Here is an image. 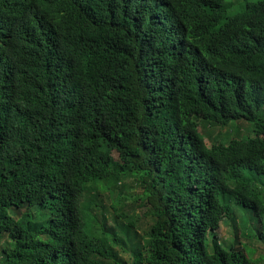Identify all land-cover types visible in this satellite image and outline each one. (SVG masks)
Instances as JSON below:
<instances>
[{
	"label": "trees",
	"instance_id": "obj_1",
	"mask_svg": "<svg viewBox=\"0 0 264 264\" xmlns=\"http://www.w3.org/2000/svg\"><path fill=\"white\" fill-rule=\"evenodd\" d=\"M3 237L0 264L260 260L264 0H0Z\"/></svg>",
	"mask_w": 264,
	"mask_h": 264
},
{
	"label": "rangeland",
	"instance_id": "obj_2",
	"mask_svg": "<svg viewBox=\"0 0 264 264\" xmlns=\"http://www.w3.org/2000/svg\"><path fill=\"white\" fill-rule=\"evenodd\" d=\"M237 10H239V9H237L234 6H232L231 8H229L227 10V14H231V13L237 11ZM241 125L244 126L245 124L241 123ZM206 141H207L206 143L209 145L210 141L207 138H206ZM97 185H98L99 189H102V190L104 189L100 184H97ZM123 191H124L123 195L125 197V200H124L125 208L131 207L130 208L131 210L128 211V212L131 214V216L138 217V215H140L141 213H143L145 211V208L142 205H140V200H138V198H136V197H138V195H140V193H139L140 192V188L138 186H136L130 180V178H128V179L125 180V188H124ZM27 212H28L29 215L26 216L25 218H28V217L34 218V215L37 212V209H36V207H30V208L27 209ZM245 219H246V217H245ZM246 221H247L246 223H248V228L251 231H256L257 227L260 228L259 226H257V223H256L255 220H247L246 219ZM107 222L108 223H112L109 218H108ZM250 222H253V225H250L251 224ZM136 225H137V229H135L136 228L135 226L131 227V228L137 231V235L139 237L141 235L143 236L142 230H143L145 224L143 222H140V220L138 219ZM234 225H235V223H233V225H229V224H227L225 222L220 223L219 224V228L217 230L218 239L220 241H223L224 243H229V242H231L234 239L235 234H236V236H240L239 238H246L245 236H241L242 234H244V233L247 234V232H248L245 228H243L242 223L241 222H237L236 228H235L236 233H234V231L232 230ZM261 229H262V227H261ZM4 242H5V238L3 237L0 240V257H1V248H2V245L4 244ZM252 244L257 246V248H259L260 251H264V243L260 244L259 242H255V243H252ZM249 247H253V246L252 245L248 246L245 249V252H246L247 256L250 259L252 257H255V256L258 257V252H256L257 248L255 247L256 249L253 251V249H250ZM115 250L118 251V253H119L118 256L121 258V260L125 264H130L132 258H131L130 254L127 251H121L117 246L115 247ZM251 255H252V257H251ZM259 257H260L259 258L260 260L251 261L250 264H264V252L260 253Z\"/></svg>",
	"mask_w": 264,
	"mask_h": 264
}]
</instances>
